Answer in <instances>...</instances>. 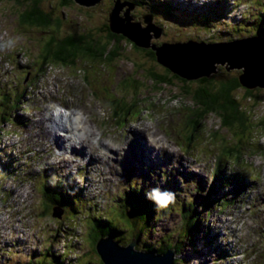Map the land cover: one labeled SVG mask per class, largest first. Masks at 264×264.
<instances>
[{"label": "rangeland", "instance_id": "obj_1", "mask_svg": "<svg viewBox=\"0 0 264 264\" xmlns=\"http://www.w3.org/2000/svg\"><path fill=\"white\" fill-rule=\"evenodd\" d=\"M113 1L100 0L85 9L78 5L59 6L61 0L37 3L46 12L49 7H57L49 14L52 21L61 16L64 22L57 39L90 33L92 37H102V42L106 33L98 28L103 29L102 23H107L106 11H110ZM154 1L157 3L149 2L150 7L138 6L131 11L132 17L139 15L141 22L143 16L154 14L152 23L162 28V35L145 46L189 40L207 44L235 38L234 41H247L254 36L224 31H230L245 17L251 21L264 6V0ZM166 1L181 5L179 10L185 13L207 14L211 19L227 17L229 22L227 26H211L208 33L198 24L185 25L179 17H164L152 11L159 2ZM258 2L262 4L257 6ZM31 5V0H0V111L10 112H5L8 122L0 124V264H26L33 259L39 263L47 251L62 256L68 250L72 251L67 253V260H61L63 264L99 262L95 248L87 240L89 218L105 215L123 224L126 218L117 209L118 204L126 197L148 200L146 192L152 188L175 194L174 204L163 207L171 211L152 221L153 230L145 228V235L140 234L139 239L133 236L135 232L131 233L119 246L127 247L135 238L134 249L142 243L156 247L168 235L165 242L176 245L175 264H264V125L240 134L236 128L221 127L219 116L213 113L200 121L196 115L198 106L183 90V85L193 90L197 83L171 78V84H159L149 74L170 78L171 73L157 62L156 55L151 57L150 47L138 48L125 38L118 43L119 56L111 61L90 62L79 57L74 66L47 64L42 69L41 54L50 33L39 26L21 25L18 20L19 14ZM250 44L242 42L241 47L246 49ZM213 50L218 56L219 50ZM201 57L209 60L206 54ZM214 66L215 72L219 68V80L237 74L227 71V64ZM243 89L235 92V98L251 119L259 122L264 119V91L257 102L245 99ZM5 96L7 104L2 102ZM61 109L69 110L70 115H64L67 112ZM77 112L81 114L78 120ZM51 114L55 122L50 125L46 119ZM42 119L43 125L39 121ZM56 122L66 126L72 122L75 135H67L70 124L60 134L61 129L53 127ZM47 128L52 132L50 137ZM139 136L156 143L150 144L154 147L151 149L161 148L150 153L152 161L141 156L135 139ZM237 144L243 149L240 159L236 154H223L224 146ZM90 154L95 155L89 158ZM220 158L223 170L215 183ZM236 174L243 177L241 183ZM230 176L232 180L228 181ZM68 183L74 194L88 201L80 204L73 193L67 194L72 195L69 200L77 209L80 207V212L73 208L57 210L56 204L52 209L46 201L49 198L43 192L44 184L49 190L55 188L66 194ZM213 185L215 192L209 195ZM208 195L209 208L200 210ZM191 200L200 211V230L189 233V237L184 236L186 220L181 209ZM205 216L207 221L203 222ZM46 258L45 264L58 263Z\"/></svg>", "mask_w": 264, "mask_h": 264}, {"label": "trees", "instance_id": "obj_2", "mask_svg": "<svg viewBox=\"0 0 264 264\" xmlns=\"http://www.w3.org/2000/svg\"><path fill=\"white\" fill-rule=\"evenodd\" d=\"M33 5L28 6L26 10L22 11L19 16L18 20L21 25L26 24L27 26H32L36 27L39 26L40 29L42 30H47L48 33H50L49 37L50 39L48 42L45 43L44 48H43V53L41 54L42 60H41V68L45 69V65L47 64H57V65H63V66H74L76 65V60L79 57L87 58L90 62H97L98 60L100 61L101 59L103 60H108L111 61L112 59L116 58L119 56V49L117 47L119 46V41L125 38L124 36L120 34L113 33L108 26V23H102L103 24V29L102 26L98 28L100 31H104L106 35L104 36L106 39L105 41L101 42L102 37H92L90 33L88 34H69L63 38H56L58 30L62 25L64 24L63 20L59 17L56 19H53V21L49 18V14L53 12V8L57 7H49V11L46 12L43 10L41 6L37 3L38 0H31ZM162 1V0H160ZM135 5L139 7H150L151 3H157L154 0H133L132 1ZM262 3H257L258 5H261ZM76 2L74 0H61L60 5L62 7L65 6H76ZM80 8H83L82 6L78 5ZM85 9V7H84ZM181 5H173L171 2L167 4L166 2H159L157 7H153L152 11L156 13H160L164 17L170 16L172 18H177L179 17L182 19V21H185V25L191 24L195 26L196 24L200 25L201 28L204 30H208V33L211 31V26H216V24H224L223 26H227V17H218L211 19L209 15L207 14H199L196 12H189L185 13L184 11H180ZM110 10V9H109ZM175 11L177 13H175ZM109 13V11H108ZM107 11L106 14L108 15ZM153 17L156 18L154 14L149 13ZM179 16H177V15ZM136 16V15H135ZM58 17V16H57ZM108 18V17H107ZM134 18V17H133ZM247 17L243 19V21H240L239 23L236 24V26H231V30L229 31L226 30L224 31L225 33H230V32H239V34H245L254 36V37H262L264 38V6L260 8V11L258 12L257 16L252 17L251 21H247ZM247 21V22H246ZM248 23V24H246ZM240 24V25H239ZM220 32V31H218ZM207 33V34H208ZM128 40L127 38H125ZM190 38H179V41L187 40ZM195 39V38H194ZM211 39H213V34L211 36ZM236 39V38H235ZM234 39V40H235ZM239 39V37H237ZM197 40V39H195ZM130 42V40H128ZM176 41V40H175ZM178 41V40H177ZM187 42V41H186ZM213 42V40L211 41ZM229 42V41H228ZM132 43V42H131ZM183 43V42H180ZM205 43V42H204ZM113 44L114 46H112ZM135 45V44H134ZM111 46L110 50L108 48ZM151 52L149 53L152 58L155 56V53L153 50H150ZM156 58V57H155ZM44 65V66H43ZM221 67V66H220ZM223 68V67H222ZM227 71L233 70L237 72V74H228L227 78L225 79H220L219 76L216 75L219 71V68H217L218 71L214 72L213 74H210L208 77L204 76L199 79L195 80H187L184 78H181L177 74L171 72L169 69L166 68V72L171 73L170 78H165L164 76L160 75H154L153 73L149 74L153 80L158 82L159 84H171V78L172 79H177L179 81H182L186 84L189 82L191 84L197 83L198 87L193 90L190 89L189 85H183V90L187 93L190 94V96L193 99V102L195 103L194 105L198 106L197 111V116L200 117L198 118L200 121L203 120L207 115L213 113L219 116L220 121H221V127L229 129V128H236L240 134H245L246 131L252 130V129H258L264 125V119H260L259 122H254L251 119V115L248 111H246L242 106L239 100L235 98V92L238 89L244 88V95L245 99L251 100L254 99L255 101H260V96L259 93L264 91V88H245L240 84L239 81V76L242 74V71L237 70V69H230L228 70L227 67H225ZM225 71V70H224ZM221 72H219L220 74ZM227 73V72H226ZM148 75V76H149ZM216 75V76H215ZM7 96H5L4 100L2 102L6 101ZM7 104V101L5 102ZM16 110V109H15ZM9 112L8 110H2L0 111V114H4L1 116V121L0 124H3L4 122L7 123L9 118H7V113ZM10 113V112H9ZM195 124V123H194ZM198 125H201L198 121ZM196 124V125H197ZM253 124L251 129L249 128V125ZM257 124V125H256ZM195 128V127H194ZM242 147L241 145H235L233 147H223V154L224 152L227 153L228 155L235 156L240 159L242 156ZM223 158V156H221ZM6 170L5 167L2 168L1 172L4 173ZM222 166H221V158L217 164L216 171L214 172V181L217 183L219 181L221 175H222ZM244 175V174H243ZM235 177L238 179V181L241 183L243 181V177H241L239 174H236ZM227 180L230 181L232 180V176L227 177ZM214 183V184H215ZM68 185V188L65 190L68 191V193H61L60 190H55L53 188L52 190L50 187H46L47 185L44 184L43 186V192H45V196L49 199H46V201H49L50 205H52V209L54 204L59 205L58 209L62 210H67L73 208L76 210V212H80V207L78 209L74 207V202L72 200H69V196L72 195H67V194H72L73 190L71 185ZM60 186V185H59ZM62 187V186H60ZM244 185H242V191H244ZM215 186L213 185L211 188V192H215L214 190ZM50 194V197H49ZM209 195L207 196L205 203L202 204L203 208L201 209H208L210 206V200H209ZM74 197H77V201L81 204L88 201H85L84 197H82L79 194H74ZM124 197H120V200ZM177 200V198H175ZM191 200L187 206L183 207L181 209L185 211L182 212L181 215L184 217V222L183 225L184 227V236L185 234L198 232L200 230V224H199V214L200 211L195 208V202H192ZM175 202V201H174ZM173 202V204H174ZM177 203V202H176ZM85 204V205H86ZM220 204V203H219ZM218 204V205H219ZM165 208V207H164ZM162 207L157 206L152 200L148 199L146 200L145 198H142L140 201L136 200L134 197L130 198H125L124 201L118 204L117 209L125 216L126 221L125 223L122 224V221H113L110 220L107 216L105 215H96L94 220H91L89 218V224L90 226L87 234V240H89V245L91 248H95L96 250V245L99 242L100 239L106 238V237H111L114 241L118 242L119 240L124 242L126 239V236H132L129 235L131 233L135 234L137 239H139L140 234H144L145 228L152 229V221L153 223L155 221L160 220L161 214L167 213V211H171L169 209H164ZM161 210V212H158ZM158 212L159 214L156 215L155 213ZM93 215V214H91ZM187 215V216H186ZM156 216V217H155ZM90 217V215H89ZM203 222L207 221V218L202 219ZM130 228V229H129ZM148 229V230H149ZM147 230V229H146ZM207 232V231H206ZM183 236V237H184ZM168 235H166L163 240L157 246H153L151 244L147 243H142V246H137V248L142 251V252H153L157 255L159 254H165L166 252L172 250H176V245L171 244L168 242H165V240L168 239ZM190 237V236H189ZM191 242L193 243V239H190ZM135 248V250H138ZM72 250H68L65 252L62 256H59V254H53L49 253V251L45 252L43 255L42 261L37 263L36 259H33V261L29 260L30 262L26 264H32L33 262L36 264H45L44 257L51 258L52 262H58L55 264H63L61 260L66 259V255L68 252H71ZM165 252V253H164ZM47 259V258H46ZM67 260V259H66ZM175 262V261H174ZM173 262V263H174ZM85 264H102L101 260L99 262H84Z\"/></svg>", "mask_w": 264, "mask_h": 264}, {"label": "water", "instance_id": "obj_3", "mask_svg": "<svg viewBox=\"0 0 264 264\" xmlns=\"http://www.w3.org/2000/svg\"><path fill=\"white\" fill-rule=\"evenodd\" d=\"M82 7L93 6L100 0H74ZM114 0L108 13L107 23L109 29L120 34L135 44L136 47H150L155 57L163 67L187 80H195L208 77L215 72V64H227V69L241 70L240 84L249 89L264 88V38L253 37L247 41H229L223 43H204L189 40L183 43L161 44L159 47L145 46L152 38L158 39L162 35V28L152 23V15L142 17L143 23L134 22L131 11L136 7L133 2L121 3ZM126 10L123 11V8ZM128 7V8H127ZM153 36V37H151ZM144 41V42H143ZM251 41V42H248ZM256 41L262 42L257 44ZM242 42L250 44L246 49L241 47ZM257 44V45H256ZM242 48L243 52H238ZM219 50L218 56L216 51ZM189 51L192 55H185ZM206 54L209 60H203L201 55ZM60 215H58L59 217ZM111 237L100 239L96 245V252L102 264H174L176 250L165 254L136 251L134 246L137 240L134 238L127 247L119 246Z\"/></svg>", "mask_w": 264, "mask_h": 264}, {"label": "bare ground", "instance_id": "obj_4", "mask_svg": "<svg viewBox=\"0 0 264 264\" xmlns=\"http://www.w3.org/2000/svg\"><path fill=\"white\" fill-rule=\"evenodd\" d=\"M234 41V40H233ZM241 71V70H240ZM22 100V99H21ZM64 115H66V116H68V115H70V112L68 113H63ZM53 116V114H51V116H49L47 119H46V122L47 121H50L49 122V124L51 125V123L54 121V117H52ZM75 116V115H74ZM39 121H41L42 122V125H43V122L45 121V120H39ZM55 122V121H54ZM72 123V122H71ZM70 122L69 123H67V126H69V124H70V126H71V128L69 129V128H67V126L64 124H61V123H55V125H54V129L56 130V128L58 127V128H60L61 129V131H62V133H60V134H64L65 133V130H66V128L69 130V132H67V135H69V136H71V137H73L74 135H75V133H76V128L75 127H73L72 126V124H71ZM78 125H80V124H78ZM77 125V126H78ZM78 128V127H77ZM79 129V128H78ZM82 129V128H81ZM59 130V129H58ZM71 130V131H70ZM83 130V129H82ZM67 131V130H66ZM81 131V130H80ZM46 132H47V136H49L50 137V135H51V130L49 129V128H47L46 129ZM54 133L56 132V131H53ZM59 134V136H61ZM144 135V134H143ZM156 137V134H155V136H154V138ZM140 138V139H139ZM136 139V141L140 144L139 145V150H140V152H141V156H143V157H145V159L146 160H151L152 161V155L150 154L151 152H154V151H156V150H161V148L159 147V146H157V148H155V149H151V148H154L153 146L151 147V145L150 144H156V143H148L145 139H144V136H139V137H136L135 138ZM153 140H155V139H153ZM156 141V140H155ZM76 149H77V147H76ZM86 153V152H85ZM88 154L86 153V156H87ZM94 155L95 154H90L88 157L89 158H92V157H94ZM65 158V157H64ZM63 158V159H64ZM62 159V160H63ZM58 162V161H57ZM59 163V162H58ZM49 164H51V163H49ZM50 166H52V165H50ZM54 167V166H53ZM56 168V167H55ZM63 172V171H62ZM42 173V172H41ZM69 184V183H68ZM67 188V187H66ZM74 202V201H73ZM57 210H59L58 208H57ZM65 210V209H64ZM206 232V231H205ZM196 234H197V232H196ZM190 240V239H189ZM191 242V241H190ZM165 253V252H164ZM241 255V254H240ZM176 263V262H175ZM174 263V264H175Z\"/></svg>", "mask_w": 264, "mask_h": 264}, {"label": "clouds", "instance_id": "obj_5", "mask_svg": "<svg viewBox=\"0 0 264 264\" xmlns=\"http://www.w3.org/2000/svg\"><path fill=\"white\" fill-rule=\"evenodd\" d=\"M61 112H67L69 110L61 109ZM80 113L77 112L75 119H80ZM146 198L152 200L159 207H167L170 203L175 201V194L169 191H161L159 188H152L146 192Z\"/></svg>", "mask_w": 264, "mask_h": 264}, {"label": "flooded vegetation", "instance_id": "obj_6", "mask_svg": "<svg viewBox=\"0 0 264 264\" xmlns=\"http://www.w3.org/2000/svg\"><path fill=\"white\" fill-rule=\"evenodd\" d=\"M138 8H139V7L136 6L135 10L138 9ZM133 17H134V22L139 20V15H136V16H133ZM140 23L142 24L143 21H142V22L140 21Z\"/></svg>", "mask_w": 264, "mask_h": 264}]
</instances>
